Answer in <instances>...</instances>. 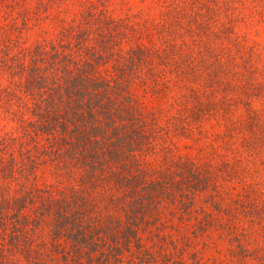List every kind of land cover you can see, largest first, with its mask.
Returning <instances> with one entry per match:
<instances>
[{
  "label": "trees",
  "instance_id": "obj_1",
  "mask_svg": "<svg viewBox=\"0 0 264 264\" xmlns=\"http://www.w3.org/2000/svg\"><path fill=\"white\" fill-rule=\"evenodd\" d=\"M84 2L32 38L0 32V264H185L166 229L193 213V234L221 229L249 256L240 236L264 226V0L117 16Z\"/></svg>",
  "mask_w": 264,
  "mask_h": 264
},
{
  "label": "rangeland",
  "instance_id": "obj_2",
  "mask_svg": "<svg viewBox=\"0 0 264 264\" xmlns=\"http://www.w3.org/2000/svg\"><path fill=\"white\" fill-rule=\"evenodd\" d=\"M155 2L156 0H106L109 10L115 16L121 15L127 9L129 11L137 10L139 7H143V14L147 15L146 11L148 10L149 13L153 14L156 11ZM86 6L84 0H0V32L3 30V34L12 33L16 37L17 30L22 28L23 35L29 39V37L34 36V30L38 28L39 23L45 25L41 27L54 26V23H57L55 17L60 16L61 21L65 22L62 24H66L71 15L79 16ZM36 16L45 18H41L42 22L39 19L33 25L32 17ZM26 20L28 24L24 25ZM206 125L210 126V123ZM236 138L238 139L240 136ZM178 142L180 151L196 152L197 143L192 138L183 137ZM218 143L219 141L215 142L214 145ZM256 177L262 180L264 173L257 172ZM227 185L235 190L240 189L239 178L234 177ZM195 201V208L207 206L202 194L197 195ZM169 215L168 209H164V212L161 213V219L165 220ZM223 216L224 214H222ZM169 222L171 226L166 231L171 232L174 237L176 236V244L179 245L178 252L174 251L176 254L173 255L177 260L184 261L185 264H264L261 260L264 256V226L258 223H254L246 235L240 236L243 247L246 246L251 251L250 255L246 257L241 254V248L231 241L232 236L225 234L221 229L208 227L202 233L193 234L191 229L193 223L196 222L195 213L182 220L170 215ZM174 229H178V232H173ZM181 235H184L186 239H180ZM241 256L243 259L240 258Z\"/></svg>",
  "mask_w": 264,
  "mask_h": 264
}]
</instances>
